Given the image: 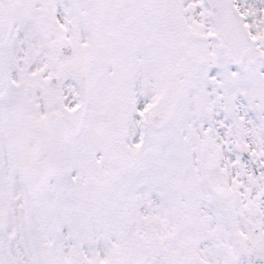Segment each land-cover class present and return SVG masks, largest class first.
<instances>
[{
	"label": "snow or ice",
	"instance_id": "snow-or-ice-1",
	"mask_svg": "<svg viewBox=\"0 0 264 264\" xmlns=\"http://www.w3.org/2000/svg\"><path fill=\"white\" fill-rule=\"evenodd\" d=\"M0 264H264V0H0Z\"/></svg>",
	"mask_w": 264,
	"mask_h": 264
}]
</instances>
